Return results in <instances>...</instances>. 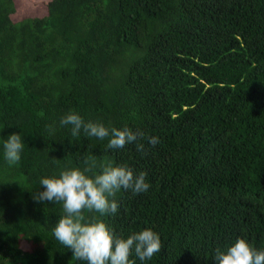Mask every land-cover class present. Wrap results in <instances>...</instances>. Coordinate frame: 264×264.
Instances as JSON below:
<instances>
[{
    "label": "trees",
    "instance_id": "obj_1",
    "mask_svg": "<svg viewBox=\"0 0 264 264\" xmlns=\"http://www.w3.org/2000/svg\"><path fill=\"white\" fill-rule=\"evenodd\" d=\"M45 7L15 21L14 0H0V141L24 143L13 166L0 145V264H79L51 234L62 203L33 197L41 177L91 164L147 172L148 191L121 190L102 218L117 235L159 233L146 264H215L236 238L264 248V0ZM70 111L142 130L144 151L73 137L59 125Z\"/></svg>",
    "mask_w": 264,
    "mask_h": 264
},
{
    "label": "clouds",
    "instance_id": "obj_2",
    "mask_svg": "<svg viewBox=\"0 0 264 264\" xmlns=\"http://www.w3.org/2000/svg\"><path fill=\"white\" fill-rule=\"evenodd\" d=\"M59 125L71 126L73 137H79L82 131L86 137L101 141L107 138L106 149H122L135 144L137 151H144L145 133L140 129L109 128L103 123L85 121L72 111L60 118ZM147 143L155 147L159 139L149 136ZM0 145L3 159L9 166L20 162L24 143L19 133H10ZM94 167L91 164L83 170L64 169L39 179L42 191L34 195V200L59 202L63 207L64 214L52 228V236L71 250L79 264H137V261L146 264L161 249L159 233L146 227L128 235H117L102 218L117 214L119 203L115 197L121 190H130L134 195L148 191L147 172L137 173L128 165L110 163L96 173L92 171ZM85 212L98 216L89 218ZM212 258L215 264H264V248L253 246L244 238H236L223 248L217 247Z\"/></svg>",
    "mask_w": 264,
    "mask_h": 264
},
{
    "label": "rangeland",
    "instance_id": "obj_3",
    "mask_svg": "<svg viewBox=\"0 0 264 264\" xmlns=\"http://www.w3.org/2000/svg\"><path fill=\"white\" fill-rule=\"evenodd\" d=\"M47 0H14L15 12L13 20L17 21L24 17L44 16L46 14Z\"/></svg>",
    "mask_w": 264,
    "mask_h": 264
}]
</instances>
